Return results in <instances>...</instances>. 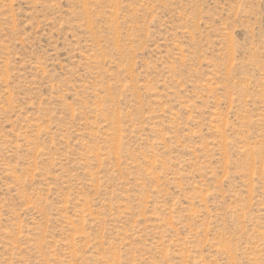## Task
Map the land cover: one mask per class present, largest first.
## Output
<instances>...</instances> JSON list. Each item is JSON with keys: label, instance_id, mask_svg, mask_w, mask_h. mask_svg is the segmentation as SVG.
Returning a JSON list of instances; mask_svg holds the SVG:
<instances>
[{"label": "rangeland", "instance_id": "obj_1", "mask_svg": "<svg viewBox=\"0 0 264 264\" xmlns=\"http://www.w3.org/2000/svg\"><path fill=\"white\" fill-rule=\"evenodd\" d=\"M0 264H264V0H0Z\"/></svg>", "mask_w": 264, "mask_h": 264}]
</instances>
